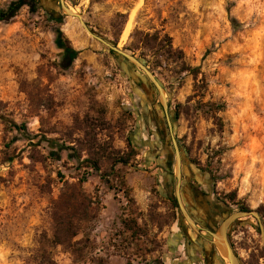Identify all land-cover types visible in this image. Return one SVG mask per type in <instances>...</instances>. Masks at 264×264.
<instances>
[{
	"label": "rangeland",
	"instance_id": "1",
	"mask_svg": "<svg viewBox=\"0 0 264 264\" xmlns=\"http://www.w3.org/2000/svg\"><path fill=\"white\" fill-rule=\"evenodd\" d=\"M17 1L0 0V11ZM29 1L24 0L12 17L0 19V101L7 103L12 118L26 123L31 135L44 133L54 142L39 147L48 158L44 168L30 161L29 142L19 132H6L0 121V150L18 157L12 164L0 163V264H164L166 256L170 259L169 244L177 252L174 244L179 242V230L171 218L172 205L161 193L162 158L153 160L158 145L152 140L153 146L147 145L155 129L145 127L148 112L140 99L139 84L146 85L155 100L154 83L137 64L122 61L90 35L79 18L68 16L60 0H48L49 10L41 3L33 9ZM64 2L95 34L139 61L140 51L128 49L135 41V31L163 30L172 37L173 46L184 52V61L200 68L197 81L189 71L179 73V61L161 58L159 68L142 61L165 90L168 115L179 111L178 104H182L179 118L162 117L171 159L175 161L176 149L171 144L175 139L186 161L200 164L213 175L216 193L225 197L235 192L236 201H230L244 203L251 210L264 207V0ZM118 13L125 15L124 23ZM129 22L132 27L124 39ZM58 28L80 52L67 70L54 65L64 53L56 43ZM148 59H153L151 53ZM33 81L47 86L57 103L51 114L42 113L43 126L38 117L27 114L30 102L22 84ZM189 96L193 98L188 100ZM208 101L222 110H209ZM160 108L156 103V109ZM99 109L112 125L109 134L114 148L127 152L129 141L137 152L128 166L118 164L109 170L113 174L109 184L100 173L71 159L73 150L58 146L74 144L67 140L74 116L97 115ZM101 137L109 139L107 132ZM14 138L18 140L11 143ZM5 143H11L9 149ZM58 170L70 181L85 177L84 189L95 199L97 212L81 222L75 238L81 243L76 247L49 245L41 250L40 235L52 236L51 203L62 187ZM130 216L139 218L143 226L145 234L137 240L122 226V219ZM239 222V237L234 242L242 264H264L259 221L246 216ZM176 254L192 264L183 252ZM216 254V264H226L218 249Z\"/></svg>",
	"mask_w": 264,
	"mask_h": 264
},
{
	"label": "trees",
	"instance_id": "2",
	"mask_svg": "<svg viewBox=\"0 0 264 264\" xmlns=\"http://www.w3.org/2000/svg\"><path fill=\"white\" fill-rule=\"evenodd\" d=\"M45 1V2H43ZM50 1V0H49ZM94 2H101L103 0H93ZM48 2V0H30V7L35 9L40 3ZM21 4H24V0H18L12 3L6 11H0V19H5L6 17H12L14 12L19 8ZM50 7L46 9H51ZM118 17L122 19V23L125 22V15L122 13L117 14ZM50 18L57 22H60V18L55 15H51ZM233 24L236 27V20L232 19ZM56 43L64 50V53L58 63H54L56 67H61L65 70L69 69L79 56V51L76 50L71 40L61 31L60 28L56 29ZM135 41L131 47L128 49L132 52L140 51L141 60L144 61L146 65L150 66L152 63L153 68H159L162 64L161 58L167 61H179L181 62V67L179 73H184L189 71L195 81L198 80L201 75L200 68H193L184 61V52L173 46L172 37L163 33V30H155L154 32H146L137 30L134 32ZM111 52H113L111 50ZM114 53V52H113ZM153 56V59H148V54ZM205 81V78H201ZM22 90L27 94L29 99V112L27 114L31 116H36L39 118L41 126L44 124V119L42 117L43 112L51 114L56 109V101L47 86H43L38 81H33L31 83L24 82L22 84ZM193 97L189 96L188 100ZM205 106L209 110H215L217 112L222 110V107L215 102H206ZM182 104H178L179 111L176 112V117L179 118L182 111L180 108ZM8 105L4 101H0V121L3 124L6 132H19L23 140L29 142L31 147V152L28 157L32 163H41L44 168L47 161V156L40 151L39 147L45 146V143L53 144L54 141L49 140L46 135H31L28 132V128L25 122L19 123L14 118L10 116ZM216 116V115H215ZM220 125L222 122L220 119ZM43 128V127H41ZM112 128L111 123L104 116V111L102 109L98 110L97 115L92 113H85L82 117L74 116L73 125L70 127L69 139L71 146L58 145L63 148L73 150L70 156L71 159L80 161L81 167L90 168L97 173H100V178L105 180L107 184L111 182L113 174L109 170H114L118 164L123 166H128L134 156H136V150L130 145L128 141V151L123 152L119 149H115L113 146V136L109 134ZM222 128V127H221ZM42 132H45L41 129ZM80 132L82 137H74L76 133ZM107 132L109 139H102V134ZM106 135V134H105ZM18 139H12L11 143H14ZM33 140H36L33 142ZM11 143H5V148L9 149ZM77 146V147H74ZM83 152L86 153V157L83 158ZM51 156L57 158L56 153H51ZM17 155L9 154L8 151L0 150V163L3 165L12 164L16 159ZM58 159V158H57ZM57 176L62 184L60 195L58 199L54 200L50 208V219L52 224V236L49 237L47 233H43L39 237L40 249L43 250L47 246L62 245L69 249L76 247L81 243V240H75V238L80 233L81 222L91 220L95 217L97 212V203L93 197H91L84 189L85 177L77 178L76 181H70L66 179V175L58 170ZM118 179V177H116ZM47 183L51 184L50 177H46ZM120 180V179H119ZM124 184V180L120 181ZM125 196L129 202H133V199L129 196L127 191ZM231 201H236V193L232 192L225 195ZM239 204L241 211H250L251 209L243 204ZM258 213L260 216L264 217V207L259 208ZM175 212L171 215V218H175ZM122 226L125 232L130 234L132 240L139 239L142 236L143 226L139 223V218L128 217L122 219ZM159 228L162 227V222ZM155 250V249H153ZM152 251V250H151ZM130 264V263H129Z\"/></svg>",
	"mask_w": 264,
	"mask_h": 264
},
{
	"label": "flooded vegetation",
	"instance_id": "3",
	"mask_svg": "<svg viewBox=\"0 0 264 264\" xmlns=\"http://www.w3.org/2000/svg\"><path fill=\"white\" fill-rule=\"evenodd\" d=\"M141 89L140 99L146 104L148 117L146 128H154V134L149 133V140L147 145L149 148L153 146L151 140L158 146L154 147L153 160L161 162L162 169V189L161 193L165 200H169L172 209L175 212V223L178 225L179 230V249L181 253L185 254V258L190 260L192 264H216V251L214 241V234L219 230L222 222L234 212L240 211L239 204L235 205L220 193L215 192V182L213 175L205 170L200 164H197L191 160L186 161L185 156L181 153L180 173L181 179L178 180L176 156L175 161L171 159L169 146L166 142V134L163 127L162 117L170 116L173 121L177 118L176 112H171L168 115L167 109H165L162 101H160V93L158 92V98L153 100V96L144 84H139ZM156 103H159L161 108L156 109ZM167 115V116H166ZM167 121V120H166ZM169 129V125H167ZM169 132L168 136H170ZM160 142V143H159ZM172 147H175L174 141H171ZM156 149L159 152H156ZM173 178H175V184L173 185ZM179 183V189L181 194V200L185 207V210L193 224L184 215L179 201L176 196V186ZM174 187V192H173ZM172 192L175 194V198L172 197ZM235 220L227 229V237L229 243L237 256V248L235 247L234 238L239 237V221ZM183 246H182V245ZM219 253L226 264L227 259L224 254L218 249Z\"/></svg>",
	"mask_w": 264,
	"mask_h": 264
},
{
	"label": "water",
	"instance_id": "4",
	"mask_svg": "<svg viewBox=\"0 0 264 264\" xmlns=\"http://www.w3.org/2000/svg\"><path fill=\"white\" fill-rule=\"evenodd\" d=\"M65 0H60L61 3V7L63 9V11L68 15V16H73V17H77L79 18L82 26L87 30V32L92 35L95 39H97L98 41L102 42L103 44H105L106 46L109 47L110 50H112L122 61H130L134 64H137L141 69L144 70V72L147 74V76L149 77V79L154 83V85L157 87V89L159 90L160 93V98L161 100L163 99V96L165 94V90L163 89V87L161 86V84L159 83V81L155 78L154 74L145 66V64L142 61H139L137 58H135L133 55L120 50L118 47L112 45L111 43H109L108 41H106L104 38L98 36L97 34H95L86 24V22L83 20L82 16L79 13H71L69 11V9L67 8V6H65ZM45 2V1H43ZM43 5L46 8H49L50 5H48L47 3H43ZM165 109H167V104H163ZM174 144H175V149H176V163H177V173L176 176L178 178V180L180 181L181 179V173H180V164H181V154L180 151L178 149L177 146V142L175 139H173ZM176 196L177 199L179 201L180 207L184 213V215L186 216V218L189 220V222H191L193 224V221L191 220V218L189 217V215L187 214L185 207L183 205V202L181 200V194H180V189H179V183L176 186ZM246 216H253L255 217L259 223H260V231L262 234V238H263V242H264V226L262 223V218L260 216V214L258 213L257 210H250V211H238V212H234L232 213L230 216H228L221 224L219 230L217 231V233H215L214 236V245L217 249H219L220 245L223 247V249L225 250V252L227 253V255L230 257L232 264H242L240 258L237 256V254L235 253V251L233 250V248L231 247L228 237H227V229L229 228V226L238 218L241 219L243 217Z\"/></svg>",
	"mask_w": 264,
	"mask_h": 264
},
{
	"label": "crops",
	"instance_id": "5",
	"mask_svg": "<svg viewBox=\"0 0 264 264\" xmlns=\"http://www.w3.org/2000/svg\"><path fill=\"white\" fill-rule=\"evenodd\" d=\"M178 242L174 244L175 246V254L173 253V250H172V244H169V251H170V254H169V260L165 257L164 259V264H187V261H185L184 259H178V257L176 256L177 254L176 253H181L180 249H179V246H178ZM186 257V256H185ZM179 262V263H177Z\"/></svg>",
	"mask_w": 264,
	"mask_h": 264
},
{
	"label": "bare ground",
	"instance_id": "6",
	"mask_svg": "<svg viewBox=\"0 0 264 264\" xmlns=\"http://www.w3.org/2000/svg\"><path fill=\"white\" fill-rule=\"evenodd\" d=\"M66 6V5H65ZM67 8L69 9V11L71 12V13H78L77 11H75V9L72 7V6H67ZM131 24H130V22L127 24V27H126V29H125V31H124V34H123V38L124 39H126L127 37H128V35H129V33H130V29H131ZM162 103L163 104H165L166 103V94H164V96H163V99H162ZM220 250L222 251V253L224 254V257L227 259V263L228 264H232V262H231V259H230V257L227 255V253L225 252V250L223 249V247L220 245Z\"/></svg>",
	"mask_w": 264,
	"mask_h": 264
}]
</instances>
